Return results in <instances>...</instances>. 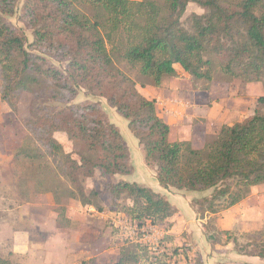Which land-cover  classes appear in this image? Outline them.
Masks as SVG:
<instances>
[{
	"label": "trees",
	"instance_id": "1",
	"mask_svg": "<svg viewBox=\"0 0 264 264\" xmlns=\"http://www.w3.org/2000/svg\"><path fill=\"white\" fill-rule=\"evenodd\" d=\"M161 1L0 0V100L14 111L22 93L33 95L32 117L24 123L32 145L19 148L17 155L39 164L49 157L57 161L68 182L61 192L98 212L103 211L98 192L87 191L83 179L96 172L129 175L133 165L118 127L98 104L73 103L79 89L104 98L127 119L162 187L211 190L209 196L192 199L201 217L238 204L253 186L264 184V94L251 114L222 125L202 148L193 149L186 141L169 140L170 126L157 115L155 99L145 98L118 66L124 62L136 68L155 87L178 77L177 66L186 77L207 82L216 67L229 79L260 82L264 93V0ZM189 2L205 12L192 13L184 26L180 18ZM19 4V19L32 33L29 44L8 21ZM79 5L88 6L92 16ZM48 57L64 63V69ZM56 132L79 145L75 157L65 153ZM56 181L54 176L53 186ZM105 190L116 208L112 211L124 212L137 225L165 223L175 211L164 195L135 181L110 182ZM122 198L131 204H120ZM209 239L217 242L213 234ZM249 246L253 249L233 242L238 253L264 256V236ZM166 250L156 255L135 241L122 246L113 264H170L172 257L186 254L172 243ZM0 264L11 262L0 258Z\"/></svg>",
	"mask_w": 264,
	"mask_h": 264
},
{
	"label": "rangeland",
	"instance_id": "2",
	"mask_svg": "<svg viewBox=\"0 0 264 264\" xmlns=\"http://www.w3.org/2000/svg\"><path fill=\"white\" fill-rule=\"evenodd\" d=\"M142 1V0H132ZM161 3V0H150ZM22 0H20L21 4ZM17 12L8 18L15 27L22 30L27 39V44L32 42L31 30L19 19ZM86 14L92 16L88 6L79 5ZM205 8L196 3L189 2L183 12L180 22L186 26V20L192 13L202 14ZM48 60L64 69V63H58L48 57ZM138 85L154 86L150 78L141 76L136 68L124 62L118 63ZM194 88L209 91L211 101L223 99L228 96L238 97L247 94V84L240 79H229L215 67L213 79L207 82L204 79H192ZM262 86L260 82H253ZM254 93V101L260 95L257 89H249ZM249 93V94H250ZM86 100L96 102L106 119L115 124L132 153L134 163L143 170L144 179L149 180L146 169L139 165L137 139L128 129V121L113 107L109 106L104 98L88 95L84 89L78 90L73 103H82ZM255 103V102H254ZM254 103L245 100L244 106L238 109L234 105L230 115V122L241 120L254 109ZM33 109V95L28 92L21 94L16 110H12L0 100V258L9 260L11 264H113L119 258L122 246L138 241L131 228L136 223L131 222L124 212L112 211L116 208L110 205V196L105 190L106 184L121 180V176H101L96 172L93 177L83 179L85 189H95L98 192L97 202L103 206V211L98 212L93 206H82L79 201L64 195L61 188L68 186L65 174L57 167L56 162L49 157L40 164L34 160L17 155L21 147L31 146L30 134L24 126L25 121L31 119ZM242 113L237 116V112ZM233 116H237L234 118ZM215 135H209L206 142ZM54 137L62 144L66 154L75 157L74 153L79 145L68 140L64 132H56ZM205 142V143H206ZM131 159V157H130ZM151 167V166H150ZM152 168V167H151ZM124 175L123 179L131 181L137 176ZM56 176L57 185L53 186L52 179ZM140 177V176H139ZM57 188L56 192L48 191ZM176 190V189H175ZM185 194L190 191L178 190ZM175 191L171 199L178 203L193 208L196 221L199 225L194 228L196 233L203 232L206 237L202 246V254L206 255L205 264H234L232 257L241 254L233 248L234 240L247 249H253L249 244L261 241L264 236V184L253 186L250 193L234 207L222 209L215 214L203 213L202 217L196 213L192 199L209 196L211 190L204 192H190L192 195L180 194ZM171 196V195H170ZM120 204H131L128 199L122 198ZM244 211H247L246 213ZM196 219V218H195ZM244 220L256 221L255 225L244 223ZM150 222V221H149ZM208 224V227L206 225ZM157 225V224H156ZM158 226V225H157ZM222 226L229 230H222ZM159 227V226H158ZM223 231H228L224 234ZM209 234L216 237V243L211 242ZM181 235L189 239L179 243H172L184 250L186 254H179L176 263L171 258L170 264H201L200 249H197L187 230ZM162 243L167 247L169 241L162 237ZM166 242V243H165ZM171 244V243H170ZM188 244V245H186ZM212 250H215L214 252ZM246 255V254H243ZM250 256V255H247ZM254 256V255H252ZM181 259V263H177ZM184 261V262H182Z\"/></svg>",
	"mask_w": 264,
	"mask_h": 264
},
{
	"label": "crops",
	"instance_id": "3",
	"mask_svg": "<svg viewBox=\"0 0 264 264\" xmlns=\"http://www.w3.org/2000/svg\"><path fill=\"white\" fill-rule=\"evenodd\" d=\"M176 68L179 76L165 78L161 86H142L137 83L136 88L145 98L155 99V109L157 115L170 126L169 140L172 142L186 141L193 149L202 148L207 137L209 135H216L222 125L233 124V122L229 121V114L231 113V109L234 105L237 106L238 111V109L243 108L245 100L249 99L252 103L256 102V100L254 101V93L249 92L250 88L253 87L254 89H257V94L259 95L261 93L262 86H257V84L249 82L247 84L248 88H246V90L248 89L247 94L244 93L241 94V96L238 95V97L228 96V98H226L227 101L223 99L211 101V94L209 91H202L199 88H194L192 79L186 77L180 67L177 66ZM252 112L253 110L250 114ZM240 114H242L240 111L237 112V116ZM237 116L233 117L236 118ZM236 121H239V119L237 118ZM137 150L139 165H141L143 169H146V173H150V178L148 181L144 179L143 170L134 163L132 153L130 152L131 150H129L131 163L133 165V172L130 176L136 174L137 172L140 177L137 174L138 177H135L131 181L127 182L135 181L150 187L155 192L161 193L167 198L175 211L165 223L158 225L162 230L163 235H169L168 240L170 243H179L181 245L183 242L189 240L187 239V236L183 238L184 235H181L187 230V233L190 234L191 241L197 245V249L201 250V253H199V255H201V264H205L206 255L202 254V246L205 243L206 237L203 232L198 234L194 231V228L199 225L196 221H203L198 220L199 218L197 219L193 208L189 204L190 202L185 205L178 203L177 199H174V201L171 199L172 194H174L175 191L178 192V190L172 188L166 189L162 187L156 178L155 169L145 163L142 149L137 147ZM116 176H121V181H126L123 179L124 175ZM118 181H120V179ZM179 192L180 194H185L182 191ZM185 195L194 196L195 193L189 192ZM244 212L246 213L247 211ZM255 222L256 221L252 220H244V223L251 225H255ZM221 229L229 230L228 227L224 226H222ZM212 251L214 252L215 250ZM229 262L230 261L226 263L224 262V264H228ZM231 262L234 264H264V256L259 257L238 254L235 255V257H232Z\"/></svg>",
	"mask_w": 264,
	"mask_h": 264
},
{
	"label": "built area",
	"instance_id": "4",
	"mask_svg": "<svg viewBox=\"0 0 264 264\" xmlns=\"http://www.w3.org/2000/svg\"><path fill=\"white\" fill-rule=\"evenodd\" d=\"M131 228V236L133 235L137 240L148 246L150 252L159 255L166 250V246L162 243L163 232L162 230L152 222L146 221L143 224H135ZM173 258V257H172ZM176 263V258L172 259ZM184 262V261H182ZM177 263H181V259Z\"/></svg>",
	"mask_w": 264,
	"mask_h": 264
}]
</instances>
